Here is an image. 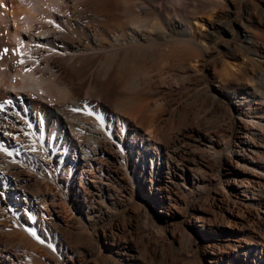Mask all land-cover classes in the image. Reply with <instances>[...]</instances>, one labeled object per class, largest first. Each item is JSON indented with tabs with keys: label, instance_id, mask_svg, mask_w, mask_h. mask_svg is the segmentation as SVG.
<instances>
[{
	"label": "rangeland",
	"instance_id": "obj_1",
	"mask_svg": "<svg viewBox=\"0 0 264 264\" xmlns=\"http://www.w3.org/2000/svg\"><path fill=\"white\" fill-rule=\"evenodd\" d=\"M194 2L154 1L162 21L167 16L175 21L191 18L207 53L203 60L186 62L187 69L175 63L180 50L165 44L142 58L139 81L146 87L140 83L135 88L150 96L152 112L147 113L156 121L161 118L155 123L163 126L159 139L142 135L143 140L131 145L132 153L125 146L133 160L145 140L155 153L159 145L166 148L164 156L161 151V159L167 157L162 176L170 198L151 192L148 184L138 191L127 177L117 176L109 186L101 183L100 191L92 178L73 182L72 174L64 176L61 181L71 205L62 210L49 204L51 214L44 211V218L50 234L43 238L64 263L136 264L137 259L139 264H256L254 257L264 261V248L247 243L257 236L264 240V191L253 201L254 194L249 198L242 191L248 181L257 187L259 181L264 184V137L249 142L252 135L246 134L243 121L259 120L257 115L264 119V0H220L213 9L200 1L196 8ZM141 73L147 77L144 81ZM132 109L128 113H140ZM125 135V141H132ZM210 137L225 147L221 156L209 147ZM104 159V172L122 175L114 171L110 153ZM23 172L22 177L30 179L23 183L25 189L41 182L33 172ZM2 189L0 200L6 207L24 202L10 189ZM83 219L89 230L83 228ZM11 222L0 219V251L9 256V264H60L30 233L10 227ZM119 256L118 263L107 260Z\"/></svg>",
	"mask_w": 264,
	"mask_h": 264
},
{
	"label": "bare ground",
	"instance_id": "obj_2",
	"mask_svg": "<svg viewBox=\"0 0 264 264\" xmlns=\"http://www.w3.org/2000/svg\"><path fill=\"white\" fill-rule=\"evenodd\" d=\"M154 1L0 0V187L25 199L16 208L0 200V219H12L10 227L30 233L60 264L68 261L64 263L43 240L50 234L44 211L50 212L49 204L62 210L71 205L61 181L64 176L72 174L73 182L92 178V185L100 191L101 183L109 186L117 176L127 177L138 191L148 184L151 192L170 198L162 176L167 157L161 159V154L167 153L166 148L159 145L155 153L145 140L143 148L135 150V160L125 150L128 146L132 153L131 145L143 140L142 135L159 139L163 126L155 123L161 118L156 121L147 113L152 112L147 102L150 96L135 88L141 83L138 68L143 57L164 44L180 50L175 63L185 69L186 62L205 59L207 49L194 33L191 18L175 21L167 16L162 21L156 16ZM199 1L208 9L221 4L220 0H195L196 8ZM142 73L144 81L147 77ZM130 108L140 113L135 111L134 116L128 113ZM256 117L260 119L243 120L246 134L252 135L249 142L264 137V119ZM138 122L143 126H137ZM162 132L165 136L166 131ZM125 134L132 141H125ZM206 139L218 156L225 152L219 142ZM107 153L116 166L114 171L122 175L102 170ZM23 170L41 181L32 190L24 187L30 179L22 177ZM258 186L248 181L242 191L249 198L255 195L250 200H258L256 195L263 194L264 184L259 181ZM83 228L88 229L84 219ZM10 231L3 233L6 236ZM247 243L264 248L259 236ZM1 251L0 264H9V256ZM120 257L107 260L118 263ZM252 261L264 264L261 258Z\"/></svg>",
	"mask_w": 264,
	"mask_h": 264
},
{
	"label": "snow or ice",
	"instance_id": "obj_3",
	"mask_svg": "<svg viewBox=\"0 0 264 264\" xmlns=\"http://www.w3.org/2000/svg\"><path fill=\"white\" fill-rule=\"evenodd\" d=\"M5 51H7V50H5ZM21 62H23V61H21Z\"/></svg>",
	"mask_w": 264,
	"mask_h": 264
}]
</instances>
